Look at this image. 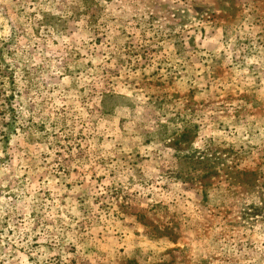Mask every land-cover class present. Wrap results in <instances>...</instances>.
I'll return each instance as SVG.
<instances>
[{"label":"rangeland","instance_id":"obj_1","mask_svg":"<svg viewBox=\"0 0 264 264\" xmlns=\"http://www.w3.org/2000/svg\"><path fill=\"white\" fill-rule=\"evenodd\" d=\"M0 264H264V0H0Z\"/></svg>","mask_w":264,"mask_h":264}]
</instances>
